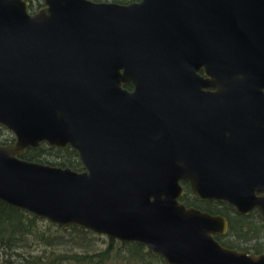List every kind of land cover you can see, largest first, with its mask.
I'll return each instance as SVG.
<instances>
[{
	"label": "water",
	"instance_id": "water-1",
	"mask_svg": "<svg viewBox=\"0 0 264 264\" xmlns=\"http://www.w3.org/2000/svg\"><path fill=\"white\" fill-rule=\"evenodd\" d=\"M41 3L0 0V201L167 264H264L178 200L185 182L264 226V0ZM40 143L83 170L21 158Z\"/></svg>",
	"mask_w": 264,
	"mask_h": 264
},
{
	"label": "trees",
	"instance_id": "trees-1",
	"mask_svg": "<svg viewBox=\"0 0 264 264\" xmlns=\"http://www.w3.org/2000/svg\"><path fill=\"white\" fill-rule=\"evenodd\" d=\"M40 3L41 0H32ZM127 3L134 0H93ZM13 135L0 126V144ZM21 158L81 171L77 152L40 143L27 148ZM178 200L185 206L220 214L227 221L225 233L214 238L224 247L264 253V226L255 211L237 214L224 202L188 198L187 184ZM262 240L263 242H258ZM0 264H167L158 254L137 242H124L79 226H61L0 201Z\"/></svg>",
	"mask_w": 264,
	"mask_h": 264
},
{
	"label": "flooded vegetation",
	"instance_id": "flooded-vegetation-1",
	"mask_svg": "<svg viewBox=\"0 0 264 264\" xmlns=\"http://www.w3.org/2000/svg\"><path fill=\"white\" fill-rule=\"evenodd\" d=\"M24 1H26V3H27V6H26V10H27V12L28 13H33V12H35L41 5H42V3H41V1H40V3L38 2V3H36V1H32V0H24ZM134 1H137V0H134ZM199 74H201V71H199L198 72ZM123 89H125L126 91H130L131 89H132V87L130 86V85H122L121 86ZM0 126H2V125H0ZM7 130V129H6ZM82 168H83V166H82ZM83 170V169H82ZM185 183V182H184ZM181 184V183H180ZM183 188V187H182ZM183 192H184V188H183ZM183 194V193H182ZM182 194H181V196H182ZM180 196V197H181ZM179 197V198H180ZM188 198H197L196 196H193L192 194H190V192H189V197Z\"/></svg>",
	"mask_w": 264,
	"mask_h": 264
},
{
	"label": "rangeland",
	"instance_id": "rangeland-1",
	"mask_svg": "<svg viewBox=\"0 0 264 264\" xmlns=\"http://www.w3.org/2000/svg\"><path fill=\"white\" fill-rule=\"evenodd\" d=\"M258 242H260V243H261V242H263V241H262V240H259Z\"/></svg>",
	"mask_w": 264,
	"mask_h": 264
}]
</instances>
